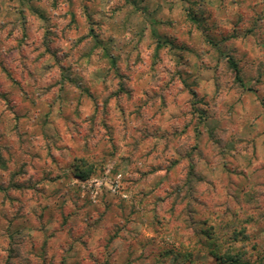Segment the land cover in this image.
Here are the masks:
<instances>
[{
	"label": "rangeland",
	"instance_id": "1",
	"mask_svg": "<svg viewBox=\"0 0 264 264\" xmlns=\"http://www.w3.org/2000/svg\"><path fill=\"white\" fill-rule=\"evenodd\" d=\"M225 251L264 264V0H0V264Z\"/></svg>",
	"mask_w": 264,
	"mask_h": 264
},
{
	"label": "trees",
	"instance_id": "2",
	"mask_svg": "<svg viewBox=\"0 0 264 264\" xmlns=\"http://www.w3.org/2000/svg\"><path fill=\"white\" fill-rule=\"evenodd\" d=\"M229 64L235 73L236 81L240 84V86H243L242 80L239 76V69L237 68V65L232 60L229 61ZM85 165L86 164H84V166ZM94 173L95 168L86 165L82 170H76L75 177H77L78 179H87ZM213 257L217 261V264H248L245 260H243L241 255H239L238 253L235 254L230 251H225L221 255L214 253Z\"/></svg>",
	"mask_w": 264,
	"mask_h": 264
}]
</instances>
